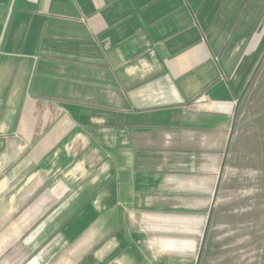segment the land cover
<instances>
[{
    "label": "crops",
    "instance_id": "obj_1",
    "mask_svg": "<svg viewBox=\"0 0 264 264\" xmlns=\"http://www.w3.org/2000/svg\"><path fill=\"white\" fill-rule=\"evenodd\" d=\"M263 11L0 0V227H14L0 248L37 225L26 241L46 242L40 264H180L198 211L205 231L214 132L229 129Z\"/></svg>",
    "mask_w": 264,
    "mask_h": 264
},
{
    "label": "rangeland",
    "instance_id": "obj_2",
    "mask_svg": "<svg viewBox=\"0 0 264 264\" xmlns=\"http://www.w3.org/2000/svg\"><path fill=\"white\" fill-rule=\"evenodd\" d=\"M262 4L264 9V0ZM244 55V76L232 97L229 129L215 130L213 159L207 163L213 166V200L209 202V194L198 195L210 208L205 231L201 213L206 210L198 211L197 246L188 256L173 258L176 263L264 264V17L257 19L241 50V58ZM36 226L0 248V264L41 263L46 242L27 251L31 244L26 238ZM13 229L6 225L0 233Z\"/></svg>",
    "mask_w": 264,
    "mask_h": 264
}]
</instances>
